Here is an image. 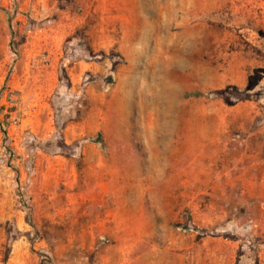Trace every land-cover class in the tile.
<instances>
[{"label":"rangeland","instance_id":"374dc122","mask_svg":"<svg viewBox=\"0 0 264 264\" xmlns=\"http://www.w3.org/2000/svg\"><path fill=\"white\" fill-rule=\"evenodd\" d=\"M0 124V264H264V0H0Z\"/></svg>","mask_w":264,"mask_h":264},{"label":"crops","instance_id":"0c3cea01","mask_svg":"<svg viewBox=\"0 0 264 264\" xmlns=\"http://www.w3.org/2000/svg\"><path fill=\"white\" fill-rule=\"evenodd\" d=\"M110 217H111V216H110ZM112 217H113V218H116V222L114 221V223H113L114 225H116V226H120L121 223H123V222L120 221V220H121L120 214H119V215H115V214H114ZM112 217H111V218H112ZM117 221H118V222H117ZM116 226H115V227H116Z\"/></svg>","mask_w":264,"mask_h":264},{"label":"trees","instance_id":"16d2710c","mask_svg":"<svg viewBox=\"0 0 264 264\" xmlns=\"http://www.w3.org/2000/svg\"><path fill=\"white\" fill-rule=\"evenodd\" d=\"M0 131H1L2 135H3L4 140H5L6 139V132L3 129V127L1 126V124H0Z\"/></svg>","mask_w":264,"mask_h":264},{"label":"bare ground","instance_id":"6f19581e","mask_svg":"<svg viewBox=\"0 0 264 264\" xmlns=\"http://www.w3.org/2000/svg\"><path fill=\"white\" fill-rule=\"evenodd\" d=\"M172 94H173V92H172ZM172 94H171V96H172ZM173 120V119H172ZM169 129V128H168Z\"/></svg>","mask_w":264,"mask_h":264}]
</instances>
